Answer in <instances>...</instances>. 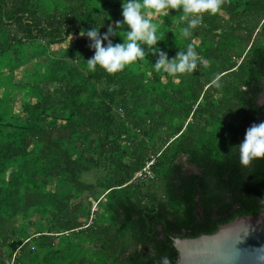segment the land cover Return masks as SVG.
Listing matches in <instances>:
<instances>
[{
	"label": "trees",
	"instance_id": "trees-1",
	"mask_svg": "<svg viewBox=\"0 0 264 264\" xmlns=\"http://www.w3.org/2000/svg\"><path fill=\"white\" fill-rule=\"evenodd\" d=\"M42 2L0 0V13L9 10L17 16L26 14L30 23H24L20 15L16 20L30 33L34 28L47 33L51 27L59 32L64 23V32L70 35L102 24L99 28L102 35L109 27L118 31V35L110 36L112 43L117 44L122 43L124 31L128 30L126 26L116 29V22L123 19L122 0H65V13H60L61 17L50 11L57 10V1L50 0L45 8ZM181 15L182 9H174L168 16L153 18L162 40L157 47L172 59L179 50L192 44L201 60L208 63L200 67L203 78L193 76L184 88L177 89L186 114L199 116L204 127L194 132L191 122L180 125L178 142L167 145L149 165L154 184L161 187V192L144 190L140 180L134 179L149 157L141 153L125 161L122 143L129 139L130 131L118 127L111 114V104L117 96L127 91L139 96L147 85L146 73L137 69L135 62L116 74H108L99 66L90 72L86 61L94 50L82 51L74 45L78 40L74 38L71 45L74 49L67 55H77L81 63L71 64L65 78L59 81L61 111L54 118L55 122L61 120L59 125L44 127L41 122L45 118L33 120L34 109L39 106L35 104L31 105L34 109H26L30 115L28 122L0 124V208L7 217L37 207L50 213L66 230H74L77 223L73 215L78 209L69 200L72 191L80 195L93 192L95 199L90 202L101 204V214L107 215V221H98L91 231L93 243L99 247L96 258L88 257L82 246L75 245L44 251L52 237L40 234L29 238L20 248L28 264H162L164 258L176 264L174 237L213 234L219 226L237 217L257 215L264 209V158L243 166L236 149L252 124L264 122V100L259 101L264 92V0H224L222 10L215 16L205 14L202 24L188 39L179 36V30L186 26V22L180 21ZM159 17L162 24L156 22ZM171 18L178 22L174 29L164 24ZM254 35L262 41L253 40L241 63H234L230 54L240 51L242 43L249 42ZM9 54L14 59L20 58L15 49ZM157 58L151 52L145 57L148 69L161 83L160 77L166 73L155 70ZM216 67L232 78L226 88V116L215 114L210 101ZM43 80L55 79L49 72L43 75ZM103 81L107 86L100 92L99 103H94L95 84ZM201 98L206 104L200 102ZM80 139L88 143L92 153L110 151L109 159L118 177L102 185L99 191L85 182L86 167L81 157L75 158L66 146L70 144L73 148ZM185 162L194 166L196 172L187 174ZM61 175L71 185V192L46 190L51 179ZM22 190L33 195L25 208ZM1 247L2 242L0 259L4 255ZM0 264L4 263L0 260Z\"/></svg>",
	"mask_w": 264,
	"mask_h": 264
},
{
	"label": "rangeland",
	"instance_id": "rangeland-1",
	"mask_svg": "<svg viewBox=\"0 0 264 264\" xmlns=\"http://www.w3.org/2000/svg\"><path fill=\"white\" fill-rule=\"evenodd\" d=\"M55 1L59 7L57 10L51 8L50 11L61 17L60 13H65V0ZM49 3L50 0H43L42 8L48 7ZM171 13H174V10H171ZM18 16L9 10L5 14L0 13V118H2L0 124L28 122L30 115L26 109H34L32 106L35 104L39 106L34 109L33 120L41 121L45 118L41 122L44 127L58 126L61 120L55 122L54 118L61 109L59 105L62 97L59 81L65 78L71 64L80 65L81 63V59L77 55L69 56L67 52L74 49L71 46L74 38L78 39L74 45L82 51L92 50L89 47L90 41L81 37L80 32L77 31L67 35L64 32V23L61 24L59 31L61 36L58 30L52 27L47 33L40 32L36 28L32 29L31 33L27 32L17 22ZM21 16L24 23H30L26 14ZM171 20L164 24L174 29L178 22L172 18ZM156 22L162 24V18L159 17ZM246 23H248V19H246ZM179 36L181 37L180 30ZM253 40L255 42L262 41L259 36L255 37L254 35L249 42H243L240 51L230 54L234 63H241ZM12 49H15V54H18L20 58L14 59L10 56L9 53ZM202 63L208 66L206 61H202ZM135 67L146 73L147 85L141 89L139 96H132L130 91H127L123 96H117L111 104V114L118 127L128 128L130 131L129 139L122 143L125 161H131L135 155L141 153L149 157L142 170L134 175V179L140 180L144 190L151 189L161 192V187L154 184V174L148 165L167 145L178 142L180 137L177 128L180 125L191 122L194 132H199L204 127V120L199 116L192 117L186 114L177 93V89L184 88L193 76L201 78L204 76L198 66L193 74H178L173 77L166 73L160 77L161 83H159L148 69L146 60L135 62ZM49 72H51V77H54V81L43 80V75ZM215 74L220 78L221 86L213 85L211 87L210 101L215 114L226 116L228 114L225 102L228 97L226 88L230 86L232 78L220 67L215 68ZM106 86L105 81L95 84L92 96L94 103H99L100 92ZM173 87L176 89L174 90ZM263 100L264 92L259 101ZM200 102L206 104L205 99L201 98ZM90 109L95 111L92 106ZM66 146L71 148L75 158L81 157V162L86 167L85 182L92 183L98 191L101 190L102 185L113 182L118 177V173L109 159L110 151L104 154L92 153L88 143L83 139L75 142L73 148L70 144ZM184 169L187 174L197 170L186 162ZM46 190L67 194L69 191L71 192V185L61 175L52 178ZM21 193L25 208L33 195L25 190H22ZM94 196L93 192H89L87 195L71 192L69 200L74 201L78 209L73 215L74 221L77 223L74 230H66L42 208H29L28 211L14 217H7L0 208V242H2L1 251L4 254L0 260L4 264H11L13 259L15 264H28V259L20 248L29 238L40 234L52 237L51 243L44 248V251L61 250L75 245L82 246L88 257L96 258L99 255V247L93 243L91 231L98 221L105 223L107 215L101 214V204L90 202V199H95Z\"/></svg>",
	"mask_w": 264,
	"mask_h": 264
},
{
	"label": "clouds",
	"instance_id": "clouds-1",
	"mask_svg": "<svg viewBox=\"0 0 264 264\" xmlns=\"http://www.w3.org/2000/svg\"><path fill=\"white\" fill-rule=\"evenodd\" d=\"M223 3L224 0H122L123 19L116 22L117 30L125 26L128 29L124 31L122 43H112L110 36L118 35V31L111 27L102 35L99 31L102 24L99 28L90 27L80 33L88 38L89 47L94 50V55L86 61L87 70L95 72L99 66L108 74H116L134 62L146 60L147 53L151 52L158 57L153 65L156 71L162 70L173 77L193 74L198 66H202L195 47L188 44L174 58L169 59L167 52L157 47V42L162 40L157 35L158 25L153 22V18L161 14L168 16L169 10L182 9L180 21L186 22V26L180 29V35L188 39L192 37L193 30L202 24L204 15H217ZM219 80L217 76L212 83L220 87ZM236 149L243 166H248L254 159L264 158V122L252 124ZM162 264L170 262L164 258Z\"/></svg>",
	"mask_w": 264,
	"mask_h": 264
},
{
	"label": "water",
	"instance_id": "water-1",
	"mask_svg": "<svg viewBox=\"0 0 264 264\" xmlns=\"http://www.w3.org/2000/svg\"><path fill=\"white\" fill-rule=\"evenodd\" d=\"M176 264H264V209L219 226L213 234L174 237Z\"/></svg>",
	"mask_w": 264,
	"mask_h": 264
},
{
	"label": "built area",
	"instance_id": "built-area-1",
	"mask_svg": "<svg viewBox=\"0 0 264 264\" xmlns=\"http://www.w3.org/2000/svg\"><path fill=\"white\" fill-rule=\"evenodd\" d=\"M149 166V165H148ZM10 264V263H9ZM11 264H15L14 259L11 261Z\"/></svg>",
	"mask_w": 264,
	"mask_h": 264
}]
</instances>
